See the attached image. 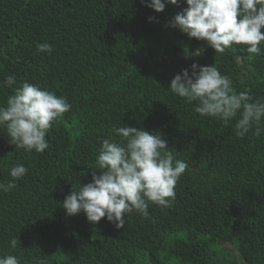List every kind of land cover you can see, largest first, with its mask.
Returning <instances> with one entry per match:
<instances>
[{"label": "trees", "instance_id": "trees-1", "mask_svg": "<svg viewBox=\"0 0 264 264\" xmlns=\"http://www.w3.org/2000/svg\"><path fill=\"white\" fill-rule=\"evenodd\" d=\"M184 7L178 0L157 13L141 0H0V81L16 79L0 88V105L25 81L71 105L46 134L43 153L16 148L0 128V182L12 179L13 165L28 169L0 191V256L20 264H264V132L240 138L235 120L201 117L168 90L192 63H215L238 92L264 99V50L234 45L215 54L169 26ZM42 43L52 52H38ZM185 49L203 51L186 58ZM124 124L159 132L188 164L175 200L150 202L147 217L128 214L121 229L106 217L68 216L65 197L73 184L91 182L102 140L119 139Z\"/></svg>", "mask_w": 264, "mask_h": 264}, {"label": "clouds", "instance_id": "clouds-1", "mask_svg": "<svg viewBox=\"0 0 264 264\" xmlns=\"http://www.w3.org/2000/svg\"><path fill=\"white\" fill-rule=\"evenodd\" d=\"M177 5L178 0H141L145 7L160 13L166 4ZM186 7L175 15L169 26L186 34L189 39L206 41L215 54L237 51L234 45L247 46L241 51L260 55L264 50V0H183ZM149 21L156 17L149 16ZM52 45H37L38 52L51 53ZM203 49L188 52L185 57L199 56ZM239 61V56H237ZM171 80L168 90L185 103L194 104L193 111L201 117H212L225 124L235 120V134L244 138L264 132V99H253L248 91H237L227 75L216 64L200 66L192 63ZM16 85L13 75L0 81V88ZM71 105L39 85L27 81L15 88L6 104L0 105V128H6L10 143L25 151L43 153L49 148L46 139L54 122L69 112ZM119 139L105 138L98 148L96 159L89 168L91 182L73 184L62 207L68 216L84 213L89 222L102 218L115 228L125 225L126 216L137 212L148 216L149 203L170 207L175 200V186L188 164L176 159L167 141L159 132H149L124 124L115 129ZM99 171V175L97 171ZM28 169L23 164L8 168L11 180L0 182V191L15 188V181L23 178ZM17 247V238L10 240ZM0 264H20L14 255L0 256ZM38 264H46L39 260Z\"/></svg>", "mask_w": 264, "mask_h": 264}]
</instances>
